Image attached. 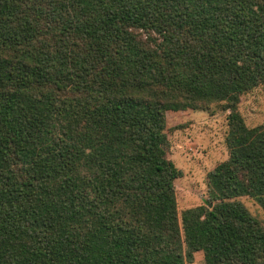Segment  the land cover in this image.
<instances>
[{
	"label": "trees",
	"instance_id": "obj_1",
	"mask_svg": "<svg viewBox=\"0 0 264 264\" xmlns=\"http://www.w3.org/2000/svg\"><path fill=\"white\" fill-rule=\"evenodd\" d=\"M264 0H0V264H264ZM224 103L229 157L179 217L167 112Z\"/></svg>",
	"mask_w": 264,
	"mask_h": 264
},
{
	"label": "rangeland",
	"instance_id": "obj_2",
	"mask_svg": "<svg viewBox=\"0 0 264 264\" xmlns=\"http://www.w3.org/2000/svg\"><path fill=\"white\" fill-rule=\"evenodd\" d=\"M249 127L264 123V84L242 95L239 103ZM228 113L224 103H213L202 109L167 112L170 140L169 157L183 171L175 180L178 212L182 221L184 210L207 203L208 173L229 157L226 143ZM264 224V209L249 196L238 198ZM187 264H206L204 253L194 254Z\"/></svg>",
	"mask_w": 264,
	"mask_h": 264
}]
</instances>
